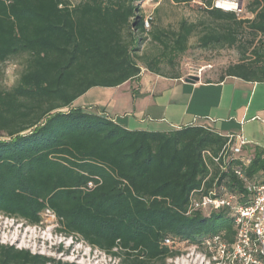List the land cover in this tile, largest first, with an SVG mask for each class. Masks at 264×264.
I'll return each mask as SVG.
<instances>
[{"label": "trees", "instance_id": "trees-1", "mask_svg": "<svg viewBox=\"0 0 264 264\" xmlns=\"http://www.w3.org/2000/svg\"><path fill=\"white\" fill-rule=\"evenodd\" d=\"M146 1L0 0V65L19 61L22 69L14 86H0V215L38 226L50 213L60 232L118 264H168L181 252L166 239L234 242L233 212L189 214L190 195L226 188L246 204L249 187L264 184L263 147L225 155L229 137L209 127L129 130L102 112L73 108L89 90L121 86L143 68L181 78L164 67L176 70L197 33L200 48L240 55L204 82L264 83V0H248L252 18L169 0L198 7L219 30L186 20L177 30H147ZM149 39L158 54H140ZM0 264L74 263L0 243Z\"/></svg>", "mask_w": 264, "mask_h": 264}, {"label": "crops", "instance_id": "crops-1", "mask_svg": "<svg viewBox=\"0 0 264 264\" xmlns=\"http://www.w3.org/2000/svg\"><path fill=\"white\" fill-rule=\"evenodd\" d=\"M187 77L142 69L137 79L121 86L89 90L73 108L102 112L129 130L168 132L204 126L224 136L245 137L244 154L255 146L264 148V83L233 77L189 83Z\"/></svg>", "mask_w": 264, "mask_h": 264}, {"label": "rangeland", "instance_id": "rangeland-1", "mask_svg": "<svg viewBox=\"0 0 264 264\" xmlns=\"http://www.w3.org/2000/svg\"><path fill=\"white\" fill-rule=\"evenodd\" d=\"M145 5V15L150 13L154 15L150 29L177 30L183 20L189 23H201V29L204 27L221 29L222 24L212 21L205 13L198 10V7L193 5H176L169 0H147ZM244 17L252 18V14L248 12ZM199 35L197 33L190 39L189 50L179 60L176 70H171L167 66L164 67V72L177 71L180 75L186 77L202 70V79L205 81L218 78L223 74L227 66L239 61L240 55L234 49L214 48L212 50H204L200 48ZM159 52L160 47L150 39L143 43L140 50V54L148 55H155ZM21 70L19 61H10L0 65V86L7 89L14 86ZM77 105H79V102L75 104V107ZM60 229L61 226L57 219L50 213L43 215V222L38 226L29 225L17 218H7L0 215V243L2 244L14 245L19 249L30 250L34 254H43L74 264L119 263L118 259L91 247L75 236L65 235L60 232ZM167 263L192 264L187 256L180 258V260L173 259Z\"/></svg>", "mask_w": 264, "mask_h": 264}, {"label": "built area", "instance_id": "built-area-1", "mask_svg": "<svg viewBox=\"0 0 264 264\" xmlns=\"http://www.w3.org/2000/svg\"><path fill=\"white\" fill-rule=\"evenodd\" d=\"M246 1L248 0H195L194 3L206 9H219L234 13L239 18H246L244 15L248 14L249 3L248 1L246 4ZM153 20V13L146 15L147 30L150 29ZM189 76L202 79L203 73L200 70ZM227 137L230 141L223 153L243 155V147L248 144L245 137L242 135ZM233 139L234 141L236 139V142H233ZM205 155L212 156L209 152ZM246 159L247 162L250 161L249 157ZM215 161L218 162L217 159ZM237 174L242 177L240 172ZM249 191L251 198L246 204H239L234 196L227 195L226 188H221L220 194L215 188L207 193L193 192L189 198L188 213H210L230 209L235 217L236 239L229 243L221 235H215L206 240L201 247L189 246L186 241L166 239L167 246L181 252L180 256L168 261L180 260L187 256L192 264H264V184L250 186Z\"/></svg>", "mask_w": 264, "mask_h": 264}, {"label": "water", "instance_id": "water-1", "mask_svg": "<svg viewBox=\"0 0 264 264\" xmlns=\"http://www.w3.org/2000/svg\"><path fill=\"white\" fill-rule=\"evenodd\" d=\"M200 77H197V76H189L187 77L186 81L189 82V83H198L200 82Z\"/></svg>", "mask_w": 264, "mask_h": 264}]
</instances>
